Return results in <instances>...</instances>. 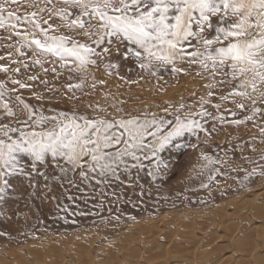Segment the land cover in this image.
I'll list each match as a JSON object with an SVG mask.
<instances>
[{
  "label": "snow or ice",
  "instance_id": "1",
  "mask_svg": "<svg viewBox=\"0 0 264 264\" xmlns=\"http://www.w3.org/2000/svg\"><path fill=\"white\" fill-rule=\"evenodd\" d=\"M113 55L141 78H187V98L126 109L106 88L113 70L124 80ZM57 93L75 102L71 110L52 106ZM218 126L254 131L206 151ZM172 149L198 153L202 179L185 192L211 195L216 184L224 194L218 177L241 189L264 179V0H0V202L21 178L47 180V166L64 189L50 219L133 220L121 205L136 209L152 197ZM235 152L253 165L230 169L242 177L229 174Z\"/></svg>",
  "mask_w": 264,
  "mask_h": 264
},
{
  "label": "rangeland",
  "instance_id": "2",
  "mask_svg": "<svg viewBox=\"0 0 264 264\" xmlns=\"http://www.w3.org/2000/svg\"><path fill=\"white\" fill-rule=\"evenodd\" d=\"M113 60L121 62L115 55H113ZM128 67H132L134 70L129 73L127 71ZM119 75L124 77V80L139 81L135 84L125 83L124 80L117 78L116 72L113 70V76L106 86L118 102H125L123 106L129 110L140 109L145 105L161 104L166 99L178 98L180 94L187 98L188 91L192 87L187 78H181L179 82L168 79L167 83L149 80L146 76L141 78L142 74L130 62H121ZM52 83L61 92L64 91L60 82L53 81ZM99 99V94L93 97V101ZM57 100H59V103H56ZM31 102L39 103L35 100ZM74 103V101L62 98L57 93L52 106L57 109L71 110ZM253 131L244 127L221 129L218 126L217 131L212 134L210 146L206 151L220 145L226 148L228 147V141H231L232 146L235 147L238 142L247 141L253 135ZM243 154L253 156V153L249 150H245ZM230 155L234 156L229 164V174L231 176L242 177L244 175L243 172L230 170L237 165H242L249 170L253 166L240 159L239 152L230 153ZM163 156L169 164L170 172L166 179L157 181L160 185L159 189L153 188L152 197L150 199L146 198L145 204L138 206L136 209L121 205L126 215L135 219L128 220L125 216H122L118 223L109 224L107 227L94 224L93 220L95 218L93 217H76V224H64L62 221L50 219V217L57 215V204L64 192L59 181L55 178L58 176V169L53 170L47 166L42 167L40 171L46 173L47 180L43 176H36L30 183L29 180L21 178L16 183V191L10 195L7 202H0V233H5V235H0V254L15 253L32 245H45L51 241L56 242L59 240L58 243H69L81 236H84V238L87 236L86 238L94 240L96 244L123 240V237L131 236L128 231L139 223L158 221L163 216H177V214L194 217L211 211L220 202L238 196H247L246 194L251 190L264 186V179L256 178L247 188L241 189L235 180L229 179L225 182L222 177H218L220 186L226 188L224 194L216 191V184L211 186V195L204 189L185 192V188L198 187L202 179L201 176L195 174L196 166L199 164L197 160L198 153L191 149L182 151L172 149L170 152H165ZM145 183L147 186L146 181ZM31 185H34V187ZM65 187L68 186L65 185ZM72 192L74 194L75 190H72ZM177 193H180V195L177 196ZM157 195H166L169 199L167 201L161 199L157 202ZM185 196L188 197L187 201L184 199ZM53 197L57 199L54 200ZM64 203L75 210V205L67 201L66 197ZM59 214L64 215L63 213ZM104 215H107L106 211ZM69 219H72V217H69ZM39 220L44 221L43 225L38 223ZM24 233H30V235Z\"/></svg>",
  "mask_w": 264,
  "mask_h": 264
},
{
  "label": "bare ground",
  "instance_id": "3",
  "mask_svg": "<svg viewBox=\"0 0 264 264\" xmlns=\"http://www.w3.org/2000/svg\"><path fill=\"white\" fill-rule=\"evenodd\" d=\"M246 195L194 217L139 223L115 242L81 236L1 253L0 264H264V186Z\"/></svg>",
  "mask_w": 264,
  "mask_h": 264
}]
</instances>
